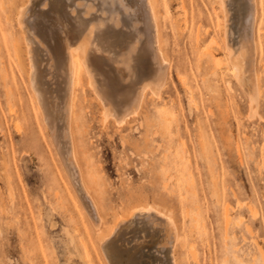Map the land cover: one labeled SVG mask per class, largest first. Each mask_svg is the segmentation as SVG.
Masks as SVG:
<instances>
[{
  "label": "rangeland",
  "instance_id": "obj_1",
  "mask_svg": "<svg viewBox=\"0 0 264 264\" xmlns=\"http://www.w3.org/2000/svg\"><path fill=\"white\" fill-rule=\"evenodd\" d=\"M64 1L49 0L40 10L37 0L34 12L51 29L55 19L74 28ZM158 1L169 74L158 98L147 93L137 121L118 127L110 119L104 126L85 81L76 89L82 114L76 138L97 182L99 234L36 110L15 23L21 0H0V264H106L100 238L118 215L144 203L173 218L177 264H264V0L255 111L228 70L217 0ZM83 18L77 29L84 32ZM87 48L90 56L101 53L96 42ZM39 53L38 100L48 104L43 113L55 116L66 88L42 77L46 59ZM148 226L144 236L155 237L158 255L146 242L139 264H157L167 253L163 227Z\"/></svg>",
  "mask_w": 264,
  "mask_h": 264
},
{
  "label": "bare ground",
  "instance_id": "obj_2",
  "mask_svg": "<svg viewBox=\"0 0 264 264\" xmlns=\"http://www.w3.org/2000/svg\"><path fill=\"white\" fill-rule=\"evenodd\" d=\"M36 1L21 0L15 12V23L26 56L28 83L35 98L36 110L41 120L47 123L45 129L49 132L63 171L73 190L79 193L82 207L95 231L100 234L104 220L95 195L97 182L90 176L91 164L82 144V148L78 149L79 141H82L76 138L78 133L82 137L78 130L82 114L76 108V89L85 81L101 108L104 126L110 119L118 127L137 121L147 93L158 98L169 74L170 65L164 54L159 27V1L66 0L64 2L68 3L70 11L64 13V18L74 28H67L65 21L55 19L54 24L50 22L55 30L46 25L43 13L34 12ZM39 1V6L43 8L40 10L47 9L49 0ZM217 3L221 13L222 42L228 70L247 96L250 110L255 111L259 107L257 101L261 93L257 40L262 22V0H217ZM81 16L87 18H83L86 24L89 23V28H84L85 33L77 29L82 26ZM95 42L101 53L90 56L87 46ZM118 42L122 43L121 46H117ZM19 48L15 46L16 51ZM39 52L46 59L44 68H41L42 77L56 87L66 88L61 89L60 97L57 95L59 103L54 111L55 116L50 111L43 113L47 109L42 110L43 105L38 100L41 92L37 91L39 71H36V54ZM208 54L214 58L211 53ZM157 225L162 226L165 232L164 245L161 246L164 250L161 251H167L163 258L159 256L157 264H177L173 249L179 243L180 236L175 222L171 216L155 210L147 203L136 205L127 213L118 215L108 233L100 238V252L105 263L139 264L144 257L146 242L158 255L155 237L144 236L147 226L157 228Z\"/></svg>",
  "mask_w": 264,
  "mask_h": 264
}]
</instances>
